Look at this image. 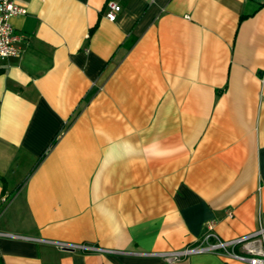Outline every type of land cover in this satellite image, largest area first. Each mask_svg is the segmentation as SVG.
Segmentation results:
<instances>
[{"label":"crops","instance_id":"crops-1","mask_svg":"<svg viewBox=\"0 0 264 264\" xmlns=\"http://www.w3.org/2000/svg\"><path fill=\"white\" fill-rule=\"evenodd\" d=\"M17 1L0 264H250L166 257L264 226V0Z\"/></svg>","mask_w":264,"mask_h":264},{"label":"built area","instance_id":"built-area-1","mask_svg":"<svg viewBox=\"0 0 264 264\" xmlns=\"http://www.w3.org/2000/svg\"><path fill=\"white\" fill-rule=\"evenodd\" d=\"M149 3L155 0H146ZM110 10L107 12L106 17L109 20L116 18V13L121 9V6L115 2L109 3ZM26 13L25 6L18 3L17 0H0V59H5L11 56H17L21 50L17 45L18 36L14 33L10 24V17L17 14ZM6 197L2 196L0 199V216L3 211V206L6 203ZM213 222L207 223V227L212 229ZM3 234L0 232V235ZM213 238L211 241L210 238ZM57 246L61 249H83L91 250L96 249L93 246H86L81 244H68L56 242ZM236 245H240L243 248V254H232L236 259L246 261L250 264H264V226L259 228L245 236H241L229 241H222L213 236L207 234L204 237L202 243L189 246L180 251H175L167 254V260L177 259L181 256L187 255L191 252L200 251H221L228 252L229 248H233Z\"/></svg>","mask_w":264,"mask_h":264}]
</instances>
